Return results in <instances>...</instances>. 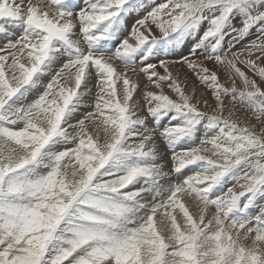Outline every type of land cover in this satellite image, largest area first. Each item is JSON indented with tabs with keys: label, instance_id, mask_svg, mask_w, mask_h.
I'll list each match as a JSON object with an SVG mask.
<instances>
[{
	"label": "snow or ice",
	"instance_id": "obj_1",
	"mask_svg": "<svg viewBox=\"0 0 264 264\" xmlns=\"http://www.w3.org/2000/svg\"><path fill=\"white\" fill-rule=\"evenodd\" d=\"M143 5L0 0V264H264V0Z\"/></svg>",
	"mask_w": 264,
	"mask_h": 264
},
{
	"label": "rangeland",
	"instance_id": "obj_2",
	"mask_svg": "<svg viewBox=\"0 0 264 264\" xmlns=\"http://www.w3.org/2000/svg\"><path fill=\"white\" fill-rule=\"evenodd\" d=\"M161 2H164V0H144V5L141 9H138L135 13H133L131 15V17H129L127 20H126V23H125V31L127 32L132 24L140 19L141 17L145 16L150 10H151V7L155 6V4H158V3H161ZM147 23V26H148V29L150 30L151 34L152 35H155V36H159L160 33L159 31L157 30V28L155 27L154 24H152L150 21L146 22ZM143 31V29H141ZM147 34V32L145 33ZM17 35H19V32H17ZM258 35H260L259 33V30L258 28H254L250 31V34L247 35V37L242 41V44L241 45H237V47H241L243 44H247L249 43L250 41L256 39L258 37ZM230 37H227L226 36V39H225V46L227 45V40L229 39ZM190 39H195V37H191ZM4 39L3 38H0V45H2L4 43ZM179 51L177 50V52L174 54L173 56V59H178L179 58ZM211 67V65H209ZM177 71L180 73V77H181V81H183V77L187 76L188 77V90L190 91L192 89V87L194 86L196 88V93H197V96L199 97L201 94H203V97L204 98H209L210 100V103H212L211 101V91L208 90L205 86L203 85H200L198 83V81H196L193 77H192V74L191 73H186L185 69H183L179 64L175 65V67L173 68V72L174 74L177 73ZM182 73V74H181ZM131 77L135 80L136 79H139L141 81V85H143V83L145 82V78L142 77V76H136L135 74H131ZM221 82L224 81V76L223 74H221ZM50 79V77L48 76H45L43 78V80L41 81L42 84H46L47 83V80ZM192 83V84H191ZM196 84V85H195ZM191 85V86H190ZM183 86V84H182ZM119 85H118V90H119ZM191 87V88H190ZM199 88V90H198ZM42 90V89H41ZM149 90H153V91H158L154 88H151ZM164 92L166 94H171L170 93V89L167 88V86L164 87ZM137 95V99H139V94H136ZM35 96V92H34V95L32 94V96L29 97V99L33 98ZM208 96V97H207ZM225 104L228 106V107H231V105L229 104V101L226 99L225 100ZM237 108H239V105H237ZM206 111H208L210 114H211V109H205ZM225 115H227V108L225 110ZM240 119H243V116H240ZM168 121L165 120L163 121V123H167ZM149 127H152V121L149 120ZM162 126L158 128L157 130V134H156V144H157V147H158V150L159 152L162 154L163 156V162L165 164V170L168 171L171 169L172 167V164H171V160H170V155H171V152L170 150L167 148L165 142L163 141V139L159 136V131L161 130ZM202 137L201 136H197L196 138V141L194 143H189V144H181L180 147H194V146H197L199 144V141ZM130 142H138V141H130ZM207 147H211L210 145H206ZM205 155H210V153H204ZM168 166V167H167ZM169 168V169H167ZM198 169H196L195 166H191L189 167L188 169L185 170L184 172V175L187 176L189 174H194L195 171H197ZM231 182V183H230ZM235 182L234 181H229L228 184L225 185V189L229 186H232ZM237 191H239L240 189L239 188H236ZM190 211L193 212V214H195L198 210L190 205ZM211 211H214V210H210Z\"/></svg>",
	"mask_w": 264,
	"mask_h": 264
},
{
	"label": "bare ground",
	"instance_id": "obj_3",
	"mask_svg": "<svg viewBox=\"0 0 264 264\" xmlns=\"http://www.w3.org/2000/svg\"><path fill=\"white\" fill-rule=\"evenodd\" d=\"M131 17V16H130ZM126 29V28H125ZM178 72V71H177ZM182 74V73H181ZM184 78V77H183ZM133 79V78H132ZM136 79V78H135ZM189 82V81H188ZM192 84V83H191ZM196 85V84H195ZM191 86V85H190ZM191 88V87H190ZM198 90H199V88H198ZM191 91V90H190ZM33 95H34V93H33ZM208 97V96H207ZM168 167V166H167ZM167 169H169V168H167ZM231 183V182H230Z\"/></svg>",
	"mask_w": 264,
	"mask_h": 264
}]
</instances>
